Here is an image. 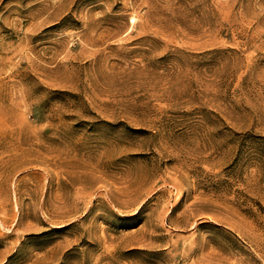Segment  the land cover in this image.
I'll return each instance as SVG.
<instances>
[{
	"label": "rangeland",
	"instance_id": "374dc122",
	"mask_svg": "<svg viewBox=\"0 0 264 264\" xmlns=\"http://www.w3.org/2000/svg\"><path fill=\"white\" fill-rule=\"evenodd\" d=\"M0 264H264V0H0Z\"/></svg>",
	"mask_w": 264,
	"mask_h": 264
}]
</instances>
